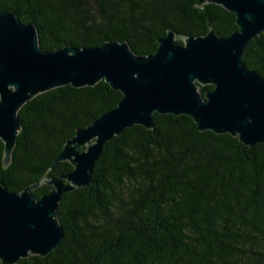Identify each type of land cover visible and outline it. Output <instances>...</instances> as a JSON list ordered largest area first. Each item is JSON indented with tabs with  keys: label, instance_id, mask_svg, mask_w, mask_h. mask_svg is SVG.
I'll return each mask as SVG.
<instances>
[{
	"label": "trees",
	"instance_id": "16d2710c",
	"mask_svg": "<svg viewBox=\"0 0 264 264\" xmlns=\"http://www.w3.org/2000/svg\"><path fill=\"white\" fill-rule=\"evenodd\" d=\"M0 11L34 24L47 52L126 42L136 55L149 56L169 31L183 45L210 30L223 38L237 30L234 14L197 0H0ZM242 61L264 77L263 35ZM198 90L204 96L213 87ZM121 98L101 81L28 101L18 112L6 168L0 140L1 184L21 193L41 183L33 195L49 194L43 180L73 170L68 162L51 169L67 140ZM152 119L153 129L132 126L106 143L90 183L63 196L58 248L17 264H264V144L201 132L184 115Z\"/></svg>",
	"mask_w": 264,
	"mask_h": 264
},
{
	"label": "water",
	"instance_id": "95a60500",
	"mask_svg": "<svg viewBox=\"0 0 264 264\" xmlns=\"http://www.w3.org/2000/svg\"><path fill=\"white\" fill-rule=\"evenodd\" d=\"M234 14L237 30L223 38L213 30L176 43L169 31L149 56L126 42L100 47L39 48L37 30L17 15L0 11V140L8 167L20 124L19 110L34 97L64 86L93 87L104 81L122 98L111 111L78 129L51 167L68 162L73 170L43 183L49 194L37 199L33 184L21 193L0 182V263L45 257L64 238L57 208L65 194L86 187L103 146L125 129H153V114L188 116L201 132L228 134L245 146L264 144V77L243 64L247 46L264 36V0H197ZM212 86L202 96L198 86ZM80 148H84L79 152Z\"/></svg>",
	"mask_w": 264,
	"mask_h": 264
}]
</instances>
